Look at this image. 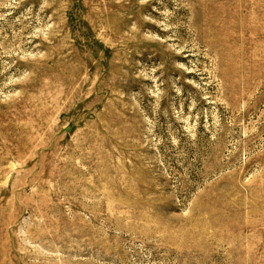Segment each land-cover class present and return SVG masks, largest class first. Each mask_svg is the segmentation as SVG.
Wrapping results in <instances>:
<instances>
[{"label":"rangeland","instance_id":"1","mask_svg":"<svg viewBox=\"0 0 264 264\" xmlns=\"http://www.w3.org/2000/svg\"><path fill=\"white\" fill-rule=\"evenodd\" d=\"M0 264H264V0H0Z\"/></svg>","mask_w":264,"mask_h":264}]
</instances>
